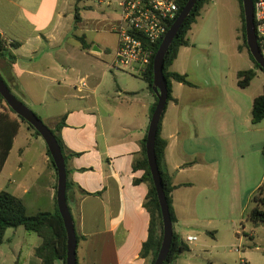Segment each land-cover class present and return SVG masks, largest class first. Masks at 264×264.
<instances>
[{
  "label": "crops",
  "instance_id": "1",
  "mask_svg": "<svg viewBox=\"0 0 264 264\" xmlns=\"http://www.w3.org/2000/svg\"><path fill=\"white\" fill-rule=\"evenodd\" d=\"M97 1L82 0L75 22L74 0H0V34L20 43L11 50L15 56L11 74H2L10 81L13 76L26 105L44 110L52 129L65 116L61 139L68 152L78 154L68 157L65 164L70 181L66 198L78 238L77 263L150 264V257L139 255L150 221L143 206L148 185L134 183L143 171L133 170L132 164L141 157L155 98L143 80L139 78L140 84L134 86L123 79L124 72L110 68L112 59L107 62L106 56L117 48L114 28L120 19V0ZM92 33L100 36V43L86 36ZM78 38L88 49L82 48ZM190 45L181 47L178 55ZM190 83L171 81L174 100L167 104L160 131L167 142L164 171L175 186L171 192L176 216L173 230L184 242L187 236H195L191 233L194 222L195 227L199 225L191 196L194 184L214 186L218 192L217 179L223 177L225 165L231 175L238 171L233 162L222 163L218 158L214 133L207 134L214 131L213 125L205 122L207 110L196 97L199 88ZM53 104L59 105L56 115L48 111ZM209 137L214 139L210 155L198 149ZM31 143L38 147L34 160L27 159ZM25 166V179H16ZM56 189L57 172L43 139L21 123L0 173V190L22 199L27 213L33 215L57 210ZM20 229L24 230L18 227L9 233L8 229L4 236L7 242L21 238L28 245L24 253L20 248L13 264H42L34 255L41 238Z\"/></svg>",
  "mask_w": 264,
  "mask_h": 264
},
{
  "label": "rangeland",
  "instance_id": "2",
  "mask_svg": "<svg viewBox=\"0 0 264 264\" xmlns=\"http://www.w3.org/2000/svg\"><path fill=\"white\" fill-rule=\"evenodd\" d=\"M86 36L95 43L101 42L100 36L94 33ZM187 38L190 47L180 51L170 70L185 71L183 74L199 88L197 102L207 110L205 122L213 125L214 131L207 134L214 133L218 158L222 163L233 162L238 171L231 175L226 171L227 165H220H225V169L223 177L217 179L218 192L214 186L194 184L191 196L196 202L199 225L195 227L194 222L191 233L197 240L185 241L189 251L182 254L177 264H264V223L254 225L247 218L255 204L253 197L264 181V119L257 124L251 122L253 100L263 90L264 71L255 69L244 46L238 1L212 0L204 5ZM109 39H112L110 35ZM114 51L106 56L107 62L113 58ZM250 68L255 70V75L246 88H240L237 72ZM124 75L126 82L140 84L137 81L140 77L128 72ZM32 101L37 102L35 96ZM27 106L52 129L44 110L36 104ZM2 107L4 102H0ZM58 107L53 104L48 110L50 115H56ZM214 139L209 137L207 144L199 145L198 149L210 155ZM30 148L27 159L34 160L38 147L31 143ZM27 171L25 166L14 177L25 179ZM200 178L202 181L203 175ZM27 246L21 238L10 242L5 239L0 246V264H13L18 260L20 248L24 253Z\"/></svg>",
  "mask_w": 264,
  "mask_h": 264
},
{
  "label": "trees",
  "instance_id": "3",
  "mask_svg": "<svg viewBox=\"0 0 264 264\" xmlns=\"http://www.w3.org/2000/svg\"><path fill=\"white\" fill-rule=\"evenodd\" d=\"M81 1L82 0H74L75 22H78L79 20L78 4ZM174 1L178 4L179 13H180L183 7L185 6L187 0H174ZM210 1L212 0H198L196 2L195 6L191 10L189 16L185 19V21L181 25L180 29L178 30V33L176 34L168 51L165 54L163 76L166 81L168 95H167V102L165 105L164 112L166 110L168 102L174 100L171 95V81H175L178 83H182L184 85L191 86V83L187 80V76L185 74L171 72L169 68L176 60L179 49L181 47H187L190 45L189 39L187 38V34L191 30L193 23H195L196 18L200 15V11L204 7V5L208 4ZM237 1L240 10V19L242 24V37H243L244 46L247 49L248 56L250 60H252L255 69H260L259 65L254 61V59L252 58L251 54L248 51L246 45V38H245V24H244L242 1L241 0H237ZM252 1L253 3L255 2V0ZM179 13L177 14V16L179 15ZM175 19L168 23L167 28H170V26L173 24ZM78 40L80 41L83 49H88V46L85 44L82 38H78ZM161 41L162 40L151 45L152 48L151 61L148 67L146 68V70L144 71V73L139 76L140 79L147 84V88L152 94H153L152 63H153V58L156 54V51L158 50ZM19 46H20L19 42L9 41L0 34V76L6 83L8 89L19 100L22 101L21 98H23V95L19 91L18 87L15 85L13 76L10 81L2 74V72L11 74V69L15 61V56L11 53V50L17 49ZM238 50L241 51L240 48H238ZM254 75H255L254 69L237 72L238 86L240 88H246L253 79ZM153 96L155 98V103L153 104V107L150 111V117L157 103L156 96L154 94ZM0 102L5 103V101L1 96H0ZM38 118L40 119L39 116ZM162 118L163 115L161 116L158 125V131L155 141V156L163 182V190L165 192V196L167 199L171 222L174 225V223L176 222V216L172 206L171 192L173 191L175 186H173L172 184L171 177L164 171L165 168L164 155H165V148L167 142L160 135ZM263 119H264V86L261 94L255 97L253 100L252 109H251V122L253 124H257L260 123ZM21 123L26 124L28 128L33 131L34 135L40 137L39 133L30 124H28L23 118L17 116L5 103V107L4 108L2 107L0 111V173L12 149L14 139L18 134ZM64 125H65V116H62L59 122L55 125V128L51 129V131L54 134L59 144V147L61 149L66 164V160L68 159V157L77 156L78 154L68 152L63 144V141L60 136V130ZM145 142H146V136L141 143V148H142L141 157L133 162L132 168L135 171L137 170L143 171L142 177L139 179H135L134 183L139 184L145 182L148 185V191L143 206L149 213L150 221L148 228V236L146 241L143 243L141 247L139 255L141 258L150 257L151 258L150 264H153L160 249L163 229H162V220H161L158 199L146 159ZM47 155L49 157V162L51 166L56 172L55 165L49 154L48 149H47ZM68 172L69 171L66 169L67 176H68ZM69 186H70V181L67 177L66 190H68ZM83 193L85 195H88V193L86 192ZM253 199L255 204L254 207L249 212L247 218L254 225L263 224L264 210L262 209V207H264V181L259 186L257 193L254 195ZM18 227H22L26 231L35 233L38 237L41 238L42 243L37 248H35L34 255L41 260L42 264H55V262L57 261H61L62 264H65L67 238H66V231L64 228L63 220L59 214L58 208L53 213L38 212L33 215H29L26 211L22 199L12 195L11 193L5 190H0V246L4 242V236L6 231L8 229H15ZM187 251H189L188 245L173 230V238H172L171 246L167 258L163 264L175 263L177 257L181 253Z\"/></svg>",
  "mask_w": 264,
  "mask_h": 264
},
{
  "label": "water",
  "instance_id": "4",
  "mask_svg": "<svg viewBox=\"0 0 264 264\" xmlns=\"http://www.w3.org/2000/svg\"><path fill=\"white\" fill-rule=\"evenodd\" d=\"M198 0H187L185 6L167 30L164 35L158 50L153 58V83L152 91L156 96L157 103L154 111L150 117L147 133H146V159L152 182L155 187L161 220H162V241L160 249L156 256L153 264H163L167 258L172 238H173V224L170 218L169 207L165 192L163 190V182L160 175V171L157 165L155 156V141L158 131V125L163 115L165 105L167 102V85L163 76L164 57L168 51L173 39L175 38L178 30L189 16L191 10L195 6ZM243 13H244V24H245V38L246 45L249 53L251 54L254 61L259 65L260 69L264 71V58L260 53L258 42L255 34L254 25V7L252 0H241ZM0 96L3 98L8 107L19 117L23 118L28 124H30L43 139L49 154L53 160V163L57 172V189H56V203L59 214L63 220L64 228L66 231V259L65 264H77L76 261V247L77 239L75 233V227L71 213L68 208L66 198V182L67 173L65 161L59 147V144L52 133L41 119L21 100H19L7 87L6 83L0 76ZM175 264V263H173Z\"/></svg>",
  "mask_w": 264,
  "mask_h": 264
},
{
  "label": "built area",
  "instance_id": "5",
  "mask_svg": "<svg viewBox=\"0 0 264 264\" xmlns=\"http://www.w3.org/2000/svg\"><path fill=\"white\" fill-rule=\"evenodd\" d=\"M253 7L256 39L264 58V0H255ZM119 8L114 28L118 44L109 65L112 70L140 76L151 61V45L163 39L179 6L174 0H120ZM196 240V236L185 238L186 242Z\"/></svg>",
  "mask_w": 264,
  "mask_h": 264
}]
</instances>
